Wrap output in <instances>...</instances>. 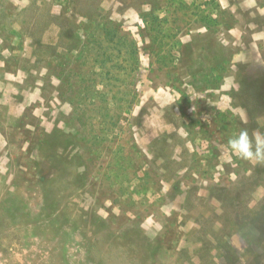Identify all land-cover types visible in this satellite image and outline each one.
I'll return each instance as SVG.
<instances>
[{"label": "rangeland", "instance_id": "374dc122", "mask_svg": "<svg viewBox=\"0 0 264 264\" xmlns=\"http://www.w3.org/2000/svg\"><path fill=\"white\" fill-rule=\"evenodd\" d=\"M242 130L264 0H0V264H264Z\"/></svg>", "mask_w": 264, "mask_h": 264}, {"label": "clouds", "instance_id": "9594fccd", "mask_svg": "<svg viewBox=\"0 0 264 264\" xmlns=\"http://www.w3.org/2000/svg\"><path fill=\"white\" fill-rule=\"evenodd\" d=\"M228 147L241 159L264 163V135H257L253 142L248 132L242 130L238 136L228 140Z\"/></svg>", "mask_w": 264, "mask_h": 264}, {"label": "trees", "instance_id": "16d2710c", "mask_svg": "<svg viewBox=\"0 0 264 264\" xmlns=\"http://www.w3.org/2000/svg\"><path fill=\"white\" fill-rule=\"evenodd\" d=\"M110 30V31H109ZM109 30H107V32H108V35H111V34H113L114 35V37H116L117 36V33H116V31H115V29H109ZM132 50H134L135 52H136V46H134L133 47V49Z\"/></svg>", "mask_w": 264, "mask_h": 264}]
</instances>
